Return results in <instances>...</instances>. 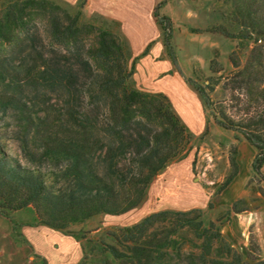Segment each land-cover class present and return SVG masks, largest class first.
Returning <instances> with one entry per match:
<instances>
[{
  "label": "trees",
  "instance_id": "trees-1",
  "mask_svg": "<svg viewBox=\"0 0 264 264\" xmlns=\"http://www.w3.org/2000/svg\"><path fill=\"white\" fill-rule=\"evenodd\" d=\"M226 1L238 36L252 43L241 66L232 52L228 59L234 70L221 79L229 101L235 100L241 109L229 114L225 105L210 99L206 89L215 85L212 78L204 86L193 81L190 86L219 128L254 149L250 169L264 182V0ZM165 2L155 6L153 16L175 63L171 24L159 14ZM38 17L45 23L46 46ZM85 36L92 37L89 44L82 42ZM55 47L64 48V54ZM210 71L218 70L210 66ZM130 75L128 47L105 23L79 24L78 14L48 0L2 3L0 127L10 122L25 160L9 155L0 142V216L13 229L17 224L12 214L30 209L35 225L84 238L72 226L139 207L154 178L187 153L191 135L169 99L134 88ZM51 94L62 101L52 118L37 107ZM229 162L231 172L220 189L238 173L235 157ZM238 203L230 206L227 216L249 211ZM220 220L205 223L199 209L154 212L119 233L106 234L108 241L91 242L85 258L100 264H264L254 253V242L243 259L223 238ZM188 234L193 239L184 250ZM168 255H173L171 261Z\"/></svg>",
  "mask_w": 264,
  "mask_h": 264
},
{
  "label": "rangeland",
  "instance_id": "rangeland-1",
  "mask_svg": "<svg viewBox=\"0 0 264 264\" xmlns=\"http://www.w3.org/2000/svg\"><path fill=\"white\" fill-rule=\"evenodd\" d=\"M6 1L15 0H0V8ZM48 1L71 15L78 14L79 24L99 26L105 23L122 37L127 47L131 44L121 24L112 25L86 15L85 0ZM230 12L232 6L226 0H166L159 14L167 17L171 24V45L175 63L166 53L154 16L150 18V31L154 36L151 43H155L156 38L158 41L162 40L165 57L170 61L172 70L189 86L191 81L204 86L206 80L212 78L215 83L212 90L205 88L208 96L213 102L225 105L229 114L234 115L241 109V105L236 104L235 100L229 101V94L221 88V79L234 70L228 59L232 52L234 62L241 66L252 48V43L240 39L236 25L230 20ZM41 19L38 17L35 20L46 46L45 23ZM220 29L231 33L233 37L222 35ZM91 39V36H85L82 42L89 44ZM6 48L8 47L4 46L2 51L5 52ZM56 50L64 54V48L58 47ZM136 55L138 54L129 56V82L134 88L147 92L144 87L145 75H138L134 68L141 58ZM158 60H162V56L156 57V61ZM210 66L218 71L212 74ZM163 74H158L156 79ZM23 88L25 91L29 90L28 87ZM46 98L44 104L40 103L37 107L50 118L57 116L62 106L60 97L51 94ZM201 115L203 120L199 130L192 128L189 121L180 119L191 135L190 149L183 157L170 162L154 178L146 190L143 203L122 215H101L72 226L71 229L78 231L84 238L74 239L35 225L30 209L12 214L17 224L16 229L0 216V264H100L92 257L85 258L91 242L108 241L106 234L119 233L122 228L138 223L151 213L190 209H199L205 223L221 219L219 227L223 238L243 259L247 257L250 242L256 245L255 255L264 259V182L254 178L250 169V161L255 151L244 140H236L233 132L219 128L209 117L204 104ZM5 122L6 125L0 127V142L9 155L25 163L18 143L12 137L13 129L8 125L10 122ZM232 156L236 159L238 173L227 187L220 189L231 172L229 160ZM236 201H239V208H247L249 211L227 216L226 212ZM164 225L159 223L157 227L163 228ZM192 239L193 236L188 234L184 250L190 248L189 240ZM167 257L171 261L173 255Z\"/></svg>",
  "mask_w": 264,
  "mask_h": 264
},
{
  "label": "crops",
  "instance_id": "crops-1",
  "mask_svg": "<svg viewBox=\"0 0 264 264\" xmlns=\"http://www.w3.org/2000/svg\"><path fill=\"white\" fill-rule=\"evenodd\" d=\"M161 1L163 0H85L84 13L100 21L123 26L131 42L128 46L129 56L138 54L136 56L141 57L134 68L138 75H145V90L165 95L177 116L182 121H189L192 128L199 130L203 120V104L199 95L172 70L170 61L165 57L162 40L158 41L156 38V42L151 43L154 36L150 31V18L153 16V9ZM160 56L162 60L156 61V57ZM160 73L164 74L156 79Z\"/></svg>",
  "mask_w": 264,
  "mask_h": 264
}]
</instances>
